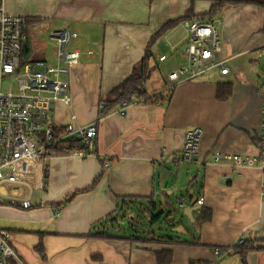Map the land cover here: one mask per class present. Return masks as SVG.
Here are the masks:
<instances>
[{
	"label": "crops",
	"instance_id": "0c3cea01",
	"mask_svg": "<svg viewBox=\"0 0 264 264\" xmlns=\"http://www.w3.org/2000/svg\"><path fill=\"white\" fill-rule=\"evenodd\" d=\"M213 3L215 0H4L7 13L27 20L24 50L33 58L46 61L41 56L45 43L34 24L48 23L53 30L68 26L78 32V39L68 46L79 51L78 61L66 76L71 103L53 106L51 122L64 124L71 114L81 124L97 122L99 157L54 156L48 161L47 189L34 198L30 208L0 203V228L8 231L21 264H158L155 252L161 250L171 251L168 264H241L236 250L216 260L212 257L214 247H233L239 237L259 246L246 254V263L264 264V241H259L264 238L262 171L257 166L233 168L214 163L210 157L212 149L258 152L255 139L263 92L258 81V50L264 47V0H229L217 11L226 74L215 69L198 78L181 79L171 87L167 102H132L123 113L117 107L97 117L99 99L130 75L150 36L191 7L190 17L166 30L151 47V71L144 87L149 94L162 90L163 75L183 59L172 55L158 61L156 57L167 54L168 42L190 19L202 18ZM89 47L94 53L86 56ZM219 83L231 85L225 100L215 98ZM194 126L202 128L196 160L173 163L185 131ZM102 157L110 159L106 168L100 162ZM69 194H73L69 201L58 204ZM157 197L159 204L153 201ZM198 197L204 200L200 214L193 204ZM178 199L185 206L179 208ZM147 202L148 207L159 205L160 210L170 212L168 225L172 210L194 207L192 222L182 212L193 227H183L181 234L146 229L139 235L157 240L145 242L118 238L129 236L124 229L116 230L118 217L126 215L133 218L132 223L134 205ZM54 207L59 215L54 214ZM203 211L208 217L195 224L193 216ZM95 232L116 237L87 236ZM168 237L180 242L169 243ZM39 242L44 258L35 251Z\"/></svg>",
	"mask_w": 264,
	"mask_h": 264
},
{
	"label": "built area",
	"instance_id": "2783aa9c",
	"mask_svg": "<svg viewBox=\"0 0 264 264\" xmlns=\"http://www.w3.org/2000/svg\"><path fill=\"white\" fill-rule=\"evenodd\" d=\"M3 2L0 0V203L28 209L34 198L47 189L50 158L60 155L99 157L97 122L78 123L74 114L64 124L51 122L53 105L60 103L68 107L71 103L68 79L62 76H67L79 59V51L68 48L78 39V32L65 26L48 33L55 41L58 63L33 58L24 50L28 39L24 17L7 13ZM218 23L215 17L190 19L181 33L168 42V53L160 54L156 59L164 61L169 56L178 55L183 62L163 75V88H171L181 79L198 78L215 69L220 74L228 72L227 58L221 53ZM85 53L91 56L94 50L89 47ZM258 56V81L263 88L261 119L256 135L258 152L225 153L212 149L210 157L214 163L223 162L233 168L257 166L264 175V47L258 50ZM130 99L140 101L134 95ZM128 104L120 102L118 112L123 113ZM201 133L199 126L185 131L181 149L172 157L173 163L190 164L196 160ZM100 160L103 168L109 165L110 159L102 157ZM203 203L202 197L194 200L196 214L201 213ZM177 204L179 208L185 206L180 199ZM54 214L59 215L58 207H54ZM242 243L243 238L239 237L233 247H214L213 259L227 255ZM12 261L21 264L9 243L8 231L0 228V264H11Z\"/></svg>",
	"mask_w": 264,
	"mask_h": 264
},
{
	"label": "trees",
	"instance_id": "16d2710c",
	"mask_svg": "<svg viewBox=\"0 0 264 264\" xmlns=\"http://www.w3.org/2000/svg\"><path fill=\"white\" fill-rule=\"evenodd\" d=\"M229 0H215V3L211 6L210 10L202 16V18L206 19H212L215 17L217 11L222 7L224 3H226ZM192 8L190 7L183 15L166 21L158 30H156L147 41L143 56L139 59V61L132 67L131 73L129 76H127L125 79H123L121 82H119L117 85L110 88L107 93L102 96L99 99V109L97 112V117H103L109 112L115 110L120 102L126 101L127 103H132V100L130 99L131 95H134L137 98H140L139 102L145 103V104H155L157 102H167L170 98L171 88H163L160 91H153L150 94L146 92L144 84L148 77L149 72L151 69L148 68V59L152 56L151 47L155 44L157 39L169 28L176 25L178 22L188 19L191 15ZM183 17V18H182ZM25 24H27V20H25ZM231 92V85L230 83H219L217 84L216 91H215V98L218 100H225L229 97ZM256 143L258 144V138L255 139ZM102 164V160H100ZM95 182H93L87 189L92 187ZM73 197V194L67 195L60 203H65L69 201ZM151 206H153L151 204ZM170 212L164 213V210H159L156 214H152L149 218V222L154 224L157 220H160L165 215L164 220L167 218ZM112 217V216H109ZM208 217V214H204V211L199 216H193V222L195 224H200L202 221L206 220ZM113 219V218H111ZM130 219V218H128ZM133 219V218H131ZM130 219V220H131ZM110 220V219H109ZM115 220V218H114ZM171 221V219L169 220ZM114 223V222H113ZM117 226V225H116ZM133 232L128 233L129 236H118V238L126 239L130 242H145L148 240H157V238H145L140 236L142 233L138 231L136 227H132ZM138 233V234H137ZM153 235V231H151ZM140 234V235H139ZM87 236H95L99 238H115L116 236L108 235L105 232H95V233H89ZM259 241H264L263 239H260ZM167 242L169 243H178L180 242L177 239L174 238H167ZM259 246L254 245L251 240H243V243L240 246H237L234 248L236 252L239 254L241 264H247L246 263V254L249 251L258 250ZM35 251L39 255V257L44 258V250L39 242L35 246ZM156 261L158 264H168L171 261L172 253L170 250H161L156 251ZM211 262L207 263L210 264ZM11 264H17L16 261H12Z\"/></svg>",
	"mask_w": 264,
	"mask_h": 264
},
{
	"label": "rangeland",
	"instance_id": "374dc122",
	"mask_svg": "<svg viewBox=\"0 0 264 264\" xmlns=\"http://www.w3.org/2000/svg\"><path fill=\"white\" fill-rule=\"evenodd\" d=\"M33 29L37 30L39 39L43 40L45 43V50H42L43 53L41 54V56L45 57L44 59H46L48 63L55 64L56 63V56H55L56 45H55V41L52 38H50L48 35V32L50 30L55 31L53 30L55 28L53 26H49L48 23H44V24H34ZM160 41L161 40H159L158 42ZM28 54L32 56L30 52ZM34 56L38 57L36 56V54H34ZM62 77L66 78V76H62ZM2 87L3 88L5 87V82H3ZM57 104H60V103H57ZM57 104L53 106L56 107ZM153 201L156 204H159L160 200L157 197L153 199ZM148 205H149L148 202L145 203L144 206H140V204L139 205L137 204V206L134 205L133 212L135 213L133 214L134 220L132 223H131V220L128 219L126 215L124 216L120 215L118 217V222H117L118 225L116 224L117 226H115L116 230L122 231L124 229L128 233H131L133 232L131 225H134V227H136L138 231H140V233L146 232V229H149V230L152 229V230H156L158 233L166 232V233L175 234V233L183 232L182 230H184V228L190 229V227H193V225L190 224L187 218L182 215V212L180 209H177L176 211L172 210L171 212L172 219L170 221V225H168V222L166 221V219L164 220L165 215L163 216V218H161L160 220H157L154 224H152L149 222V218L152 214L154 215L160 210L158 208L160 206L158 205L157 208H151L152 206L148 207ZM164 213H166V210H164ZM158 227H160L161 229L158 230L157 229ZM230 256L234 258L233 257L234 255H230Z\"/></svg>",
	"mask_w": 264,
	"mask_h": 264
},
{
	"label": "water",
	"instance_id": "95a60500",
	"mask_svg": "<svg viewBox=\"0 0 264 264\" xmlns=\"http://www.w3.org/2000/svg\"><path fill=\"white\" fill-rule=\"evenodd\" d=\"M194 210V207H185L182 212L183 214L192 222L191 213Z\"/></svg>",
	"mask_w": 264,
	"mask_h": 264
},
{
	"label": "bare ground",
	"instance_id": "6f19581e",
	"mask_svg": "<svg viewBox=\"0 0 264 264\" xmlns=\"http://www.w3.org/2000/svg\"><path fill=\"white\" fill-rule=\"evenodd\" d=\"M183 18V17H182ZM185 208V207H184Z\"/></svg>",
	"mask_w": 264,
	"mask_h": 264
}]
</instances>
